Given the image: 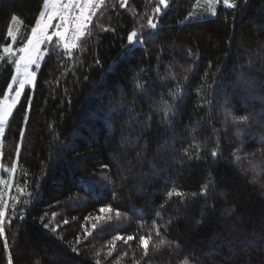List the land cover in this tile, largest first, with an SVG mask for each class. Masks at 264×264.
Listing matches in <instances>:
<instances>
[{
	"label": "trees",
	"instance_id": "16d2710c",
	"mask_svg": "<svg viewBox=\"0 0 264 264\" xmlns=\"http://www.w3.org/2000/svg\"><path fill=\"white\" fill-rule=\"evenodd\" d=\"M198 1L169 0L155 17L157 35L128 56V34L147 24L157 0H128L125 7L105 0L91 37L71 56L62 42L48 46L51 55L26 93L32 107L25 137L19 133L27 101L1 140L0 163L16 164L21 200L29 203L10 201L17 215L6 213L9 248L0 238V264L10 257L13 264H181L189 253L202 264H264V248L243 250L254 230L264 231V0L219 5L214 18L187 22ZM41 9L42 0H0V102L13 76L3 53L11 17H18L25 42ZM221 75L218 87L213 81ZM233 115L257 119L245 128L230 123ZM217 143L223 155L214 159ZM33 179L45 193L35 203L27 195H35L33 188L24 185ZM102 206L113 211L100 214ZM149 233L145 256L138 237ZM117 235L137 239L125 244ZM160 240L166 243L157 247Z\"/></svg>",
	"mask_w": 264,
	"mask_h": 264
},
{
	"label": "snow or ice",
	"instance_id": "6c2138e0",
	"mask_svg": "<svg viewBox=\"0 0 264 264\" xmlns=\"http://www.w3.org/2000/svg\"><path fill=\"white\" fill-rule=\"evenodd\" d=\"M209 8L211 9V15L216 16L217 11L214 5H219L221 0H205ZM223 5L236 9L241 7L240 0H222ZM128 4V0H120V6L125 7ZM251 4V0H243V6L247 7ZM103 5H105V0H42V9L39 11L38 17L35 19V24L31 27L30 35L26 37L25 42H21L18 39V35L14 34L11 23L6 30L7 40L11 41V43L6 42V46L3 48V52L8 53L9 56L19 54L18 59H14L13 63L15 64V72L16 74L12 77V82L8 85V92L10 95L5 97L7 101L3 105H0V137H3L5 134V129L9 125L10 118L13 117L14 110L20 105L23 101H27V107L25 109L24 115V127L20 130V138L21 141L25 137V128L28 124L29 113L32 107V97L26 95V93L30 90V87H35L36 80V71L31 68L39 69L40 62L45 59V52H48L51 55V52L48 49L49 45H57L58 43L63 44V51L71 56L73 54V50L80 47V42H86L89 37H91L92 33L90 30V26L93 24V18L97 15V10L100 9ZM170 6L169 0H158L157 5L153 9V16L147 17V24L141 25V30L132 31L127 36V43L130 47L126 52L122 53L123 56H128L132 54L133 48L136 45H140L143 47V44L146 40H150L157 35V31L159 29L158 20L155 17L160 16L162 13V9H168ZM196 17L189 13L185 18L186 20H192ZM18 17L13 15L11 17V21H17ZM22 46L17 47L18 44ZM2 59V57H0ZM95 63L97 65L100 64L99 60H96ZM187 79V77H185ZM223 75H221L220 81H213V83H217L219 87L220 84L223 83ZM201 87H205V85H201ZM175 95L179 96L181 99L183 98L182 90L177 89ZM211 103V101H207ZM172 112V105H167L165 107L164 116L166 120L170 117ZM259 117L264 119V111L259 113ZM257 115H233L230 123L237 126H243L245 128L251 127L250 121L256 120ZM185 154H187V148L184 149ZM222 150L220 149L219 143H217L216 148L213 149L210 153V156L214 159L222 158ZM3 156V152L0 151V157ZM16 156L19 158L20 156V145H17L16 148ZM196 159H201L202 157L196 156ZM192 159V157H189ZM236 160H240V156H236ZM106 168L107 165H104ZM17 171L16 164L14 163L11 168H6L3 164H0V238H4L3 247L5 250L9 248V240L5 236V228L8 224H10L11 218L6 216V213L11 210L13 215H17V210L15 207L9 208L10 201H15L16 204H25L29 203V200H21V196L23 195L25 188L20 187V184L15 179V173ZM27 176V174H24ZM211 175V174H210ZM10 176V178H6ZM41 179L46 180V175L42 174ZM214 183V181H213ZM25 187L33 188L35 195L33 192H28L27 195L33 203L39 201L45 193H43L39 189L40 181L33 179L31 183L27 180L24 181ZM16 189V195H12V189ZM175 191V190H174ZM208 191V185H205L204 195L206 197ZM5 192H7L8 196L5 197ZM169 196L173 195V192L168 193ZM176 196H183V193L179 191H175ZM113 209L110 206H102L98 209L100 214L110 213ZM47 215V213H45ZM120 212H116V216H120ZM26 218V212H21L19 214V219L24 220ZM97 221H103V215H97L95 217ZM111 219V217H109ZM64 223H68L65 221ZM154 227L156 229V235L159 236L160 227L156 226L155 221ZM44 229H48L50 232L55 233L56 228L50 227L49 223L42 224ZM105 225L101 223L99 225V230L102 232L104 230ZM98 228L97 224L92 225L93 231H96ZM85 235H91V233H85ZM253 239L246 240L244 251H250L252 249H261L264 248V231L256 232L255 230L252 233ZM115 240H123L125 244H128L129 241H133L137 239L134 235H128L126 239L120 235L114 237ZM139 246L143 248L144 255L148 254L149 249V241L152 239L151 233L146 237L144 235H140ZM77 243H79V238H77ZM166 241L160 240L157 247L160 244H164ZM115 250V245L113 244L112 249L108 252V256L112 255V251ZM73 251H77L73 249ZM127 253H125L126 255ZM202 264V262L197 260L195 255L191 253L188 254L187 259L181 261V264ZM8 264H13L12 258L10 257L8 260ZM52 264H56L54 260ZM99 264V261H97ZM136 264H139L137 261Z\"/></svg>",
	"mask_w": 264,
	"mask_h": 264
},
{
	"label": "rangeland",
	"instance_id": "374dc122",
	"mask_svg": "<svg viewBox=\"0 0 264 264\" xmlns=\"http://www.w3.org/2000/svg\"><path fill=\"white\" fill-rule=\"evenodd\" d=\"M157 1H158V0H157ZM219 5H223L222 0H221V3H220ZM219 5H214V7L217 9ZM223 6H224V5H223ZM224 7H226V6H224ZM227 8H228V7H227ZM163 10H165V9H162V11H163ZM190 13H192L196 18H195V19H192V20H190V21H189V20H186L187 22L202 21V20L212 19V18L215 17V16H212V15H211V9L209 8V6H208L207 3L205 2V0H199V1L196 3L195 7L193 8V10H192ZM11 25H12V28H13L14 34H17V35H18V31H19L20 28H21V23H20L18 20H17V21H12V22H11ZM10 43H11V41H10ZM136 46H138V45H136ZM17 47H19V46L17 45ZM3 53H4L5 56H7L8 58H10V62H12V63H13V60H14V59H18V58H19V54H15V55L9 56L8 53H5V52H3ZM45 54H46V52H45ZM43 61H44V60H42V61L40 62V67H41ZM39 69H40V68H39ZM39 69H35V68L33 67V68L30 69V71L35 70L36 73H38V70H39ZM15 74H16V72H15V64L13 63V76H14ZM13 76H12V77H13ZM36 78H37V75H36ZM11 82H12V79H11ZM11 82H10V83H11ZM35 82H36V80H35ZM33 88H34V87H30V89H33ZM8 95H10V94H9V92H8V89H7V91H6L5 95H4V97L2 98V100H1V102H0V105H3L4 103L7 102V101L5 100V97H7ZM1 140H2V137H0V146H1ZM0 151H1V149H0ZM0 161H1V157H0ZM0 164H1V163H0ZM0 174H2V173H0ZM6 178H10V177L7 176ZM7 196H8V194H7V192H5V197L7 198Z\"/></svg>",
	"mask_w": 264,
	"mask_h": 264
},
{
	"label": "built area",
	"instance_id": "2783aa9c",
	"mask_svg": "<svg viewBox=\"0 0 264 264\" xmlns=\"http://www.w3.org/2000/svg\"><path fill=\"white\" fill-rule=\"evenodd\" d=\"M63 45V44H62Z\"/></svg>",
	"mask_w": 264,
	"mask_h": 264
}]
</instances>
